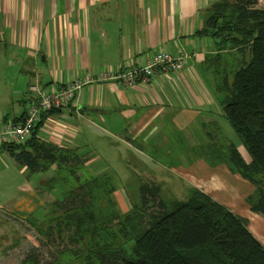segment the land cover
<instances>
[{
	"label": "crops",
	"instance_id": "obj_1",
	"mask_svg": "<svg viewBox=\"0 0 264 264\" xmlns=\"http://www.w3.org/2000/svg\"><path fill=\"white\" fill-rule=\"evenodd\" d=\"M221 1L0 0V98L3 86L9 87L3 100L10 102L3 107L1 101L0 124L24 116L26 105L37 96L32 86L57 90L102 71L144 67L163 52L184 54V68L160 71L148 85L131 89L116 82L85 85L73 103L47 121L41 135L62 145L87 144L98 157L96 163L109 155L104 147L120 144L135 158L151 159L147 148L161 149L167 132L227 126L224 97L208 68L217 67L208 62L220 53L218 41L204 32L208 10ZM7 68L24 78L20 86L10 85ZM15 102L23 110L4 111ZM214 178H193L190 191L213 194L206 182Z\"/></svg>",
	"mask_w": 264,
	"mask_h": 264
},
{
	"label": "trees",
	"instance_id": "obj_2",
	"mask_svg": "<svg viewBox=\"0 0 264 264\" xmlns=\"http://www.w3.org/2000/svg\"><path fill=\"white\" fill-rule=\"evenodd\" d=\"M259 2L222 0L208 10L204 32L218 41L220 53L208 62L217 67L208 68L247 154L230 144L224 157L233 173L255 187L247 203L264 217V8ZM63 109L42 113L26 143L0 147L30 177L52 172L49 192L62 188L63 198L47 204L45 220L30 219L45 223L43 246L98 264H264V245L248 220L197 188L187 200L168 203L159 184L142 183L140 205L123 213L113 174L96 169L98 157L87 144L62 145L41 135Z\"/></svg>",
	"mask_w": 264,
	"mask_h": 264
},
{
	"label": "rangeland",
	"instance_id": "obj_3",
	"mask_svg": "<svg viewBox=\"0 0 264 264\" xmlns=\"http://www.w3.org/2000/svg\"><path fill=\"white\" fill-rule=\"evenodd\" d=\"M259 7L264 8V0H260ZM206 17L209 18V13ZM236 65V61H231V67ZM4 71L10 85H21L24 78L19 75L18 70L7 68ZM19 77L20 81H17ZM8 88L3 86L2 89L0 104L2 101L3 107L10 103L7 101L6 104V100H3ZM26 106L28 109V105ZM6 108L8 109L4 111L8 113L23 110L18 102ZM190 129L185 132H167L169 137L166 145L158 150L155 147L147 148L148 152L153 153V156L150 155L151 159L139 155L135 158L120 144L102 149L109 150L110 153L99 159L95 166L99 172L107 170L113 174L118 189L115 197L120 210L128 213L140 205L139 189L142 183L154 182L161 185L162 198L169 203L188 199L193 178L206 179L215 175L210 182L205 181L208 184L206 190H215L209 195L247 219L250 231L264 245V217L254 214L247 203L256 189L243 178L238 182L235 175L239 174H230L226 168H230L224 157L228 146L235 144L239 150H244L235 131L230 124L226 126L223 123L208 125L203 130L198 126ZM76 136L78 138L79 135ZM80 141L83 142V139ZM97 141L94 137V142ZM104 141L106 142L105 138ZM167 151L170 152L169 155L166 154ZM243 153L247 157L245 150ZM220 154L223 155L224 162H221V157L218 158ZM45 176L50 177L47 174L30 177L6 150L0 148V264H98L67 254L55 255V247L47 248L42 245L41 241H46L45 223L30 219L35 217L42 222L48 215L47 204L63 198L60 186L49 192L48 179L44 180L43 185L40 184L41 178ZM202 180L199 181L200 184Z\"/></svg>",
	"mask_w": 264,
	"mask_h": 264
},
{
	"label": "built area",
	"instance_id": "obj_4",
	"mask_svg": "<svg viewBox=\"0 0 264 264\" xmlns=\"http://www.w3.org/2000/svg\"><path fill=\"white\" fill-rule=\"evenodd\" d=\"M185 59L184 54L173 57L162 52L151 58L144 67H132L120 71H102L95 77L87 76L83 80H76L57 90H45L37 85L32 86L30 91L37 96L30 102L24 120L20 123L4 121L0 124V147L6 144L26 143L40 122L42 113L66 108L78 98L85 85L116 82L126 89L138 85H148L160 71L166 73L181 71L184 68Z\"/></svg>",
	"mask_w": 264,
	"mask_h": 264
}]
</instances>
